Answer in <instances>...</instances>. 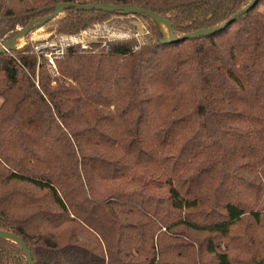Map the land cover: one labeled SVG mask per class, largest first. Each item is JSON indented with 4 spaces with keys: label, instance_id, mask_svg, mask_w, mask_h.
Returning a JSON list of instances; mask_svg holds the SVG:
<instances>
[{
    "label": "trees",
    "instance_id": "trees-1",
    "mask_svg": "<svg viewBox=\"0 0 264 264\" xmlns=\"http://www.w3.org/2000/svg\"><path fill=\"white\" fill-rule=\"evenodd\" d=\"M252 1L0 0V40L60 4L142 8L179 38ZM117 18L145 21L149 42L72 48L58 77L30 47L0 55V231L34 264H264V0L168 43L122 12L44 27ZM0 264L28 262L0 238Z\"/></svg>",
    "mask_w": 264,
    "mask_h": 264
},
{
    "label": "built area",
    "instance_id": "built-area-1",
    "mask_svg": "<svg viewBox=\"0 0 264 264\" xmlns=\"http://www.w3.org/2000/svg\"><path fill=\"white\" fill-rule=\"evenodd\" d=\"M141 35L143 34L136 32L132 36L139 40ZM129 40V35L118 30V25L112 22H104L82 29L76 34H49L36 43L34 54L38 57L39 62L44 60L51 68L56 69L57 61L72 48L96 52L110 44ZM138 45H136L137 48H139Z\"/></svg>",
    "mask_w": 264,
    "mask_h": 264
},
{
    "label": "water",
    "instance_id": "water-1",
    "mask_svg": "<svg viewBox=\"0 0 264 264\" xmlns=\"http://www.w3.org/2000/svg\"><path fill=\"white\" fill-rule=\"evenodd\" d=\"M258 1L259 0H253L249 6H247L242 11L238 12L233 18L228 20L222 26H218L215 28L202 30V31H198V32L189 33V34H186V35L179 37V38L175 35L173 28H172V25L164 17H162L161 15L155 14L153 12H150L148 10H144L142 8L127 7V6L60 4L57 6L56 11L51 16H49L45 19H41L40 21H36L35 23H33L32 26L27 27L20 34H18L8 45L1 48L0 49V55L11 52L12 50H14L13 43L16 40L22 38L23 36L29 35L32 31H34L36 29L43 28L46 23L56 19L57 17L62 15L64 13V11L71 9V8L76 9V10H80V11H101V12H108V13L122 12V13L128 14L130 16L145 15V16L151 18L152 20L156 21L159 25H160V23L165 24V26L170 31V39L167 37L166 40L164 41V43H168V42H172V41L195 39L198 37L209 36V35L221 32L227 26L231 25L237 18L247 14L252 8L255 7V5L257 4ZM0 238L10 240V241H13V242L19 244L21 249L24 251V254L27 258L28 264H34L31 252L29 251L27 245L25 244V242L22 239L18 238L17 236H15L11 233L4 232V231H0Z\"/></svg>",
    "mask_w": 264,
    "mask_h": 264
},
{
    "label": "rangeland",
    "instance_id": "rangeland-1",
    "mask_svg": "<svg viewBox=\"0 0 264 264\" xmlns=\"http://www.w3.org/2000/svg\"><path fill=\"white\" fill-rule=\"evenodd\" d=\"M38 21H40V20H38ZM109 22H112V23L118 25V30H122V31L126 32L129 35V39H130L129 41H134L135 43H138L139 45L138 44L137 45H138L139 48H141L142 46L146 45L149 42V40H150L151 29L146 24V22L141 20V19H138V18H134L133 19V18H131L129 20L128 19L126 20V19H122V18H117V19H115V21H109ZM102 23H104V22H102ZM96 24H98V23H96ZM32 25L33 24H31L30 26H32ZM89 27H93V25L89 26ZM89 27H85V28H89ZM85 28H82V29H85ZM22 29L24 30V27H22V26H17L16 27V29L14 31L15 32L14 33L15 37L23 31ZM160 30H161L162 34L165 33L162 30L161 26H160ZM136 32H140L141 34H143V35H141L139 40H137L135 37L132 36ZM49 34H63V33H59L56 28L55 29H46L45 27L39 28V29H36V30L32 31L29 35L24 36L23 37V43L20 46H16V47L13 46V48H14L15 51H18V50H26V49H28L30 47L31 50L33 51L34 47L36 46V43L39 40H41L43 38H46ZM164 35H165L166 38L168 37L166 34H164ZM8 44H6V45H8ZM6 45L4 44L3 40H0V48L5 47ZM87 52H91V51H87ZM92 53H95V52H92ZM61 59H59V60H61ZM58 61H57V63H58ZM40 62L43 63L44 60H41ZM40 62H39V65H40ZM53 70L55 72V76L56 77L60 76L59 71H58V65H57V68L53 69ZM33 81H34L35 85L39 88V71L37 72L36 78ZM53 85L56 86L55 83H53Z\"/></svg>",
    "mask_w": 264,
    "mask_h": 264
},
{
    "label": "bare ground",
    "instance_id": "bare-ground-1",
    "mask_svg": "<svg viewBox=\"0 0 264 264\" xmlns=\"http://www.w3.org/2000/svg\"><path fill=\"white\" fill-rule=\"evenodd\" d=\"M160 26H161L162 30L165 32V33L164 32L163 33L166 34L168 36V38L170 39L169 29L163 23H160ZM22 43H23V38H20L13 43V46H15V47L20 46Z\"/></svg>",
    "mask_w": 264,
    "mask_h": 264
}]
</instances>
